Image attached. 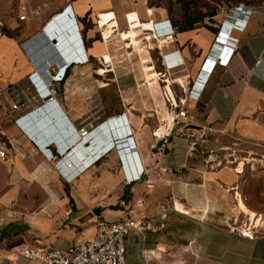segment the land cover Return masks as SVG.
I'll return each mask as SVG.
<instances>
[{
    "label": "crops",
    "instance_id": "obj_1",
    "mask_svg": "<svg viewBox=\"0 0 264 264\" xmlns=\"http://www.w3.org/2000/svg\"><path fill=\"white\" fill-rule=\"evenodd\" d=\"M251 12L245 22L241 12L230 10L176 32L174 40L151 41V50L143 39L152 34L149 22H166L167 12L128 0H62L38 21L21 28L12 23L16 38L0 34V87H27L36 77L50 95L25 115L49 108L61 127L44 140L32 135L29 115L21 125L12 117L0 125L6 152L0 159V264H42L24 259L20 249L65 250L80 238L94 239L98 220L123 221L133 208L165 228L144 237L131 233L125 264H264V229L254 239L234 230L257 214L247 207L248 216L240 207L251 176L246 168L253 166L247 155L264 150V7ZM100 19L112 20L102 27ZM132 24L139 27L134 34ZM245 24L243 32L232 31ZM63 25L72 39L66 46L59 39ZM107 27L112 34L105 38ZM127 40L138 42L137 48ZM225 47L234 53L209 76L202 70L206 58L220 61ZM172 53L182 63L169 73L177 100L186 97L180 84L188 91L199 77V89L206 83L200 100L187 101L185 109L193 126L216 131L212 146L223 157L221 165L205 163L206 149L183 137L164 143L152 135L166 108L162 86L150 81L164 70L162 56ZM73 56L88 62L75 63ZM65 65L63 80L55 82ZM81 130L90 139L78 146L84 150L78 157ZM139 168L141 180L128 186L126 179Z\"/></svg>",
    "mask_w": 264,
    "mask_h": 264
},
{
    "label": "built area",
    "instance_id": "obj_2",
    "mask_svg": "<svg viewBox=\"0 0 264 264\" xmlns=\"http://www.w3.org/2000/svg\"><path fill=\"white\" fill-rule=\"evenodd\" d=\"M68 8V7H67ZM66 8V9H67ZM65 9V10H66ZM152 9V8H151ZM22 11L26 13V8L23 7ZM241 12L248 21L249 17L252 14V9H245L243 6H239L233 9V12ZM59 16V15H58ZM26 15L19 17L21 22L26 21ZM129 22V20H128ZM153 29H151L150 36H144L143 39L147 46L145 49L151 50V41H157L159 39L165 40H174L175 29L170 20H167L164 23H153ZM246 28L245 26L240 25L236 27L237 31L243 32ZM52 29H47L49 33ZM69 32V31H68ZM50 35V34H49ZM218 36H222V32ZM58 38V37H57ZM237 43L239 42L236 39ZM215 42H220L219 37ZM215 46V43L213 47ZM221 49V48H220ZM212 51V48H211ZM219 57L221 60H213L211 58H206L202 70L208 71L210 76L215 68V66L223 65L226 66L227 62L234 53V49H229V47L223 48L220 50ZM81 52V51H80ZM79 52V53H80ZM217 59H220V58ZM162 63L164 65V70L156 74L157 83L162 86L163 99L166 108V116L159 121V125L153 130V137L159 142L166 143L168 138L172 136H178L185 138L186 141L191 145V147L196 148L200 147L206 149V159L205 163L221 165L223 157L218 155L216 149L213 148V136L216 134V131L211 127L204 128L199 130L197 127L193 126L192 119L185 109L187 101L198 102L201 98V95L204 91L205 84L199 89V81L195 82L191 90H185L180 84L183 93L185 94L184 99H176L175 94L170 90L171 82L175 79L169 74L171 69H178L182 67V63L177 57V53L168 54L162 56ZM72 61L75 63H87L88 59L86 57H75L73 56ZM260 63L257 64L259 66ZM67 66L65 65V68ZM34 75V74H33ZM31 75V76H33ZM65 72L62 73V69L52 77L55 82H61L64 78ZM201 75V74H200ZM31 87L37 91V94L42 98L49 96V92L43 91L42 85L37 81V78L29 79ZM205 82V81H204ZM14 88L8 91V100L11 102V105L8 108V111L14 118L17 125H21L23 122L24 116H22L23 111L35 100L36 94L31 95L30 90L26 89L25 91H13ZM25 97V102L22 101V96ZM2 103V106L6 107L5 103ZM178 101V102H177ZM124 115H122L123 117ZM83 138L87 137L89 133L87 131H80ZM3 137H6L4 134ZM116 140L115 142H117ZM6 152L4 149H0V159L5 160ZM53 158L56 160L57 157L52 152H50L49 159ZM59 162L56 161L59 167ZM56 165V164H55ZM162 172H167V169H162ZM144 174V170L139 168L138 170H133L132 175L126 180L127 185L130 186L133 183L141 180ZM145 202L142 200L139 202V206H143ZM261 225L253 224L251 221L246 222L241 221L239 225L234 227V230L239 233L241 236L254 239L258 229ZM165 228V224L161 223L158 226L154 225L151 221L139 217L136 214L135 209H131L129 216L120 222L110 223L104 220H98L96 222V234L94 239L88 240L85 238H80L74 242L70 247L65 250L60 249H34L30 247H22L19 251L20 255L28 261H36L42 264H125L126 260V249H127V237L131 233H138L142 237L150 231H161Z\"/></svg>",
    "mask_w": 264,
    "mask_h": 264
},
{
    "label": "rangeland",
    "instance_id": "obj_3",
    "mask_svg": "<svg viewBox=\"0 0 264 264\" xmlns=\"http://www.w3.org/2000/svg\"><path fill=\"white\" fill-rule=\"evenodd\" d=\"M61 1L62 0H0V30L6 29L9 35L13 36V38H16L17 31L14 32L10 30V25L12 23L17 24L18 27L21 28L27 23H33L34 21H38V18L43 11L54 10L58 8L59 3ZM99 1L103 2V0H99ZM128 1H130V3H137V4L144 3L146 4L147 8H149L147 0H128ZM239 6H243L245 9H257V8L246 6L244 4H241ZM23 7L26 8V13L22 11ZM263 7L264 5L260 8H263ZM229 11H230L229 9L224 7L223 9L219 11L218 16L225 12H229ZM25 14H27L28 19L24 22H21L19 20V17ZM107 14H110V13H107ZM112 19H114V17ZM112 19H109V20H112ZM136 20L138 19H133V22ZM103 21L105 20L100 19V22H103ZM205 23H210V22L208 20H205L203 25ZM102 24L100 25L102 26ZM131 27L132 28L130 30V33L132 34L136 33V31L139 28L137 25H134V24H132ZM4 87L5 88L8 87L6 89V92L11 90L12 88V86H9V85H4ZM4 87L3 86L0 87V95H3L4 93L3 89H5ZM111 100L114 101L113 93H111ZM1 104H2V101H0V125L4 126V124L6 123L8 124V120L10 121L12 115L10 114L8 109L3 107ZM99 107L101 106L99 105ZM1 146L3 149V145ZM113 148L116 149L114 146ZM247 160L250 161V164L251 165L253 164V166L246 168L248 171H250L251 176H247L246 178L245 185L247 188V197H246L245 205L243 204L244 207H240V208L242 209L241 211L248 216L250 215L249 213L252 211L248 210L247 207L251 208V210H255L257 214L259 215L255 214V218H254V221H252V223L256 224L257 226L261 225L258 230H262L264 229V150L261 152L260 151L252 152L249 156L247 155ZM55 164H56L55 165V168H56L58 164L57 163ZM249 185H250V189H248Z\"/></svg>",
    "mask_w": 264,
    "mask_h": 264
},
{
    "label": "trees",
    "instance_id": "obj_4",
    "mask_svg": "<svg viewBox=\"0 0 264 264\" xmlns=\"http://www.w3.org/2000/svg\"><path fill=\"white\" fill-rule=\"evenodd\" d=\"M147 3L149 8L165 10L175 32L184 33L202 26L205 20L212 22L224 7L233 10L244 4L260 8L264 5V0H147ZM0 32L7 38H13L6 29H1Z\"/></svg>",
    "mask_w": 264,
    "mask_h": 264
},
{
    "label": "water",
    "instance_id": "obj_5",
    "mask_svg": "<svg viewBox=\"0 0 264 264\" xmlns=\"http://www.w3.org/2000/svg\"><path fill=\"white\" fill-rule=\"evenodd\" d=\"M59 39L60 41H62L63 45L66 46L69 44V42H72V39L70 38V34L66 28V26H61V34L59 36ZM30 83V81H29ZM13 91H25L26 89H29L30 90V93L31 95H37L35 97V100L34 102H32L24 111H23V114L22 116H24V119L25 117H27V115H29V120H30V130L32 133V135L36 134L38 137H41L43 138L44 140H49L51 138H53L52 136L56 133V132H60L61 131V127H60V122L59 120L57 119V116L50 112L49 108H44L43 110L39 111V110H36L34 112H31L29 114H26L25 113L30 109L31 106L33 105H41L42 102H41V97L37 94V91L34 90L32 87H31V84H29V86L27 87H23V88H20V87H13ZM22 101L23 103L25 102V97L24 95L22 96ZM43 107V106H42ZM105 128V127H104ZM103 128V129H104ZM95 132V131H94ZM91 134V133H90ZM57 137H54V140H56ZM86 139H90L89 138V135L85 138H83V140L77 144L75 146L76 148V156H81V154L84 152V150L78 146L83 142L85 141Z\"/></svg>",
    "mask_w": 264,
    "mask_h": 264
},
{
    "label": "bare ground",
    "instance_id": "obj_6",
    "mask_svg": "<svg viewBox=\"0 0 264 264\" xmlns=\"http://www.w3.org/2000/svg\"><path fill=\"white\" fill-rule=\"evenodd\" d=\"M110 20H107V21H105V23L104 24H102V27H104L108 22H109ZM115 26H116V23L114 22L113 23ZM152 24V23H151ZM114 25H111V26H114ZM129 30H131V26L129 27ZM108 33V34H107ZM112 34V29H111V27H107V29L105 30L104 29V37H109L110 35ZM47 38H45V40H46ZM128 41V40H127ZM128 42H130L129 44L131 45V46H134V48H137V46H138V42H136V43H134L133 41H128ZM130 46V47H131ZM139 52V51H138ZM31 55V54H30ZM51 67V66H50ZM101 74V73H100ZM157 76H156V74L155 75H153V77H152V80L150 81V83H152V84H156L157 83V78H156ZM151 79V78H150ZM188 79V78H187ZM147 94V93H146ZM116 132V131H115ZM115 136H116V134H115ZM38 142V141H37ZM90 142V141H89ZM112 146H113V143H112ZM57 150H58V148H56ZM116 149L118 150L119 148H117V146H116ZM70 167H72V165H69ZM61 167H62V165H61Z\"/></svg>",
    "mask_w": 264,
    "mask_h": 264
},
{
    "label": "clouds",
    "instance_id": "obj_7",
    "mask_svg": "<svg viewBox=\"0 0 264 264\" xmlns=\"http://www.w3.org/2000/svg\"><path fill=\"white\" fill-rule=\"evenodd\" d=\"M234 30H236V26L234 25L233 26V30L232 31H234ZM67 68V67H66ZM66 68H65V70H66ZM65 72V71H64ZM56 151H58L57 149H55Z\"/></svg>",
    "mask_w": 264,
    "mask_h": 264
}]
</instances>
